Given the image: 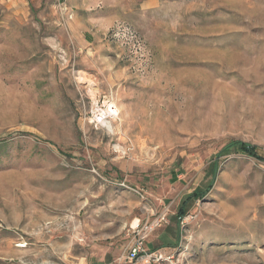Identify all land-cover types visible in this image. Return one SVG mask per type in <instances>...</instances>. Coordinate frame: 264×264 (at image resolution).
<instances>
[{
    "label": "rangeland",
    "instance_id": "374dc122",
    "mask_svg": "<svg viewBox=\"0 0 264 264\" xmlns=\"http://www.w3.org/2000/svg\"><path fill=\"white\" fill-rule=\"evenodd\" d=\"M136 221L264 264V0H0V264L125 263Z\"/></svg>",
    "mask_w": 264,
    "mask_h": 264
},
{
    "label": "built area",
    "instance_id": "2783aa9c",
    "mask_svg": "<svg viewBox=\"0 0 264 264\" xmlns=\"http://www.w3.org/2000/svg\"><path fill=\"white\" fill-rule=\"evenodd\" d=\"M98 114L97 120L101 121ZM155 227L150 221L132 226L133 238L123 254L125 263L119 264H175L173 255L149 247L148 240Z\"/></svg>",
    "mask_w": 264,
    "mask_h": 264
},
{
    "label": "bare ground",
    "instance_id": "6f19581e",
    "mask_svg": "<svg viewBox=\"0 0 264 264\" xmlns=\"http://www.w3.org/2000/svg\"><path fill=\"white\" fill-rule=\"evenodd\" d=\"M100 110V113L98 115H101V121L106 123L109 127L112 128V122L111 119L115 118L119 111L116 107H111L110 110ZM104 213V212H103ZM137 223V221H136ZM138 224V223H137ZM137 224H134L135 226H137Z\"/></svg>",
    "mask_w": 264,
    "mask_h": 264
},
{
    "label": "trees",
    "instance_id": "16d2710c",
    "mask_svg": "<svg viewBox=\"0 0 264 264\" xmlns=\"http://www.w3.org/2000/svg\"><path fill=\"white\" fill-rule=\"evenodd\" d=\"M229 147H231V148L235 147V144H230ZM241 148L243 149L244 153H247L249 155H253V156H256V157H261L259 155V153L257 152L256 148H254V147H250L248 145H241ZM194 197L195 196H191V200H195V199H193ZM185 210H186V208L185 209L183 208L184 214L186 213ZM181 217H182V215H181Z\"/></svg>",
    "mask_w": 264,
    "mask_h": 264
}]
</instances>
